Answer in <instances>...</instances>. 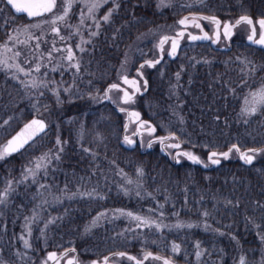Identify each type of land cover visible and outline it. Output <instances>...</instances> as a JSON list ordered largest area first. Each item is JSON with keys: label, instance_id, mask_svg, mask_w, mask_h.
I'll list each match as a JSON object with an SVG mask.
<instances>
[{"label": "trees", "instance_id": "trees-1", "mask_svg": "<svg viewBox=\"0 0 264 264\" xmlns=\"http://www.w3.org/2000/svg\"><path fill=\"white\" fill-rule=\"evenodd\" d=\"M187 1L168 0L169 7L158 8L159 0H117L120 6L109 22L101 20L98 34L83 53L76 51L79 71L70 66L68 71L48 72L50 79L63 81L71 91H60L59 104L49 91L35 99L47 106L42 114L49 121L48 131L20 153L0 161V185L4 175L13 180L14 174H22L24 168L20 167L32 158L56 154L62 148L60 160H52L47 175L43 171L37 175L51 186L50 197L54 198L41 204L44 197L34 182L29 187L27 183L17 186L19 193L13 201L2 206V211L0 207L1 218H7L0 223V262L31 264L40 253L67 247H74L83 257L97 258L116 250L132 252L137 244L134 240H139V245L145 242V253H159L184 264H239L241 256L246 264L264 261V158L250 165L239 158L222 159L210 170L189 162L173 165L158 149L141 152L122 144V118L105 102L92 107L85 104L89 95L100 93L111 82L134 39L156 26L185 13L225 20L243 13L253 18L264 16V0H196L192 9L184 5ZM1 16L0 43L8 28L2 27ZM15 20L26 21L24 17ZM148 47L144 44L134 55L143 57ZM20 61L24 64L26 58ZM6 72L0 69V145L33 116L27 104L34 95L24 88L19 75L14 78ZM147 81V91L137 98V110L159 132L161 124L187 145L195 140L221 152L232 144L241 149L264 147V108L254 115L242 114L246 107L243 99L264 83L263 50L244 42H233L230 51L190 43L148 71ZM32 145L35 148L27 152ZM138 169L143 170L142 176ZM82 193L92 195L87 198ZM61 195L63 201L54 202ZM32 206L35 231L42 226L45 230L32 239L25 252L14 235L18 228L10 229L8 222L26 217ZM118 210L155 220L162 227L159 231L137 227L136 221ZM100 213L107 215L97 219ZM177 223L196 226L172 227ZM197 242L200 249L195 247ZM173 244L180 246L178 253L172 251ZM198 250L203 252L199 261L195 256Z\"/></svg>", "mask_w": 264, "mask_h": 264}, {"label": "rangeland", "instance_id": "rangeland-1", "mask_svg": "<svg viewBox=\"0 0 264 264\" xmlns=\"http://www.w3.org/2000/svg\"><path fill=\"white\" fill-rule=\"evenodd\" d=\"M199 0H197L198 2ZM201 1V0H200ZM166 2H168V0H166ZM196 0H188L187 3H184V5L187 8H195L196 7ZM114 7V5L111 3V0H109V3L104 5L97 13H96V17L97 19H99L102 15H104L109 8ZM82 8V5L80 4H76L73 9L72 12L70 13V16L68 17L66 24L67 25H78L79 24V10ZM0 15L2 18V27L7 26L8 28L5 29V37L3 39V41L0 43V45H3L5 42L8 43V46L10 48L13 49V52H9L6 54V56L9 58L8 62L9 64H19L24 70L25 72H29L30 75H24L23 72H18L15 68H10V69H3L2 67H0L1 70L7 71L6 74L7 75H11V76H15V75H19L23 80H22V84L24 86V88L30 92L33 98H31L32 100L30 102H28L27 106L29 107V110L32 111L33 115H39L42 117L46 116L44 114H42L43 111H46L45 108V104L43 102H36L35 99H37L38 97H40V92L45 93V91H49L51 94L54 93V91H63V88L66 87H70L69 85H65L63 81H55L53 79H50L48 76V72H56V71H60V70H65L68 71L70 70V66L71 64H69L70 62L65 59V57H67L68 53L66 51L67 48L71 47L73 53H75L76 51H79L80 53H83V51L85 50V46L88 44V42L90 41V39L93 37V35H91L92 32H98L100 27L97 28L95 26V24L92 22V20H85L84 25L80 26L79 29L77 30L76 27H68L64 24L58 25L60 27V36L65 37L64 40H61L59 36L55 35L54 33L51 32V25L50 24H45L43 25V27L41 29H36V28H29V32L32 33L34 36H41L42 34V39H40L39 41L35 40V39H31L28 40V34L25 33L23 31L24 26L25 25H30L32 23L37 22L39 19H34L30 22H23V21H17L15 20V16H9V10L6 11L5 9V4L3 0H0ZM62 11L61 6H60V0H58L57 3V8L55 9V12L60 13ZM210 15V14H207ZM48 17H44L43 19H47ZM237 17L234 18H230L228 20L225 21H229V22H233ZM180 20V18H178L175 21L163 24V25H159L156 26L158 27L157 29L154 27L155 30H149L147 32H145V34H143L136 42L132 43L133 46H128L127 49L125 50L126 53L121 61V63L119 64V67L115 73L114 78L112 79L113 82H118L122 85H124L123 83V79L122 77L124 76H130V66L132 65L131 63L133 62L132 59L134 57V54L136 53L137 50H139L140 47H142L144 44L149 45L148 47V51H145V57L149 58V59H154L157 57V43L158 41L166 35H170V34H177L178 30L185 27L183 25H180L178 23V21ZM203 27L205 28V30H207L211 37L213 35V31H214V24H212L209 21H202ZM101 25V24H100ZM187 28L193 32V33H198L199 29L196 28L195 26L192 25H188ZM257 28V37L259 36V27L256 26ZM250 34V30L247 24H240L238 25L233 32V35L231 37V41L232 42H244L247 43V37ZM9 35H13L16 36L18 38V40H28L27 44H20V43H15L14 41H9L8 37ZM190 39L189 37L186 35L184 36V38L179 42V45L177 47V51L176 54L179 53L180 50L185 49L186 47H188V45L190 44ZM37 42H39L40 44V48L37 49L36 48V44ZM53 42H55V47L57 49H63V51H53L52 52V56L51 59H49L48 57V53L52 50L53 48ZM79 46V47H78ZM218 47H225L227 46L226 41L223 37H221L218 45ZM83 48L84 50L81 51L80 49ZM171 49V42L169 41L168 43H166L164 45V51H163V56L165 58L169 57L170 55L168 54L169 51ZM19 51L21 53V55L19 57H17L15 60L11 59V57L13 56V53ZM0 52H3V49L0 48ZM175 54V55H176ZM75 55V54H74ZM2 58V57H0ZM26 61H28L27 63L22 64L20 59H25ZM32 60H38L40 65V72H35L34 69L36 67L35 63H32ZM68 61V62H67ZM25 62V61H24ZM242 62V61H241ZM244 64V63H241ZM53 68H56V71H52ZM151 69H156V66L154 67H149L148 65L144 66L142 68V72L143 74L146 75L147 71H150ZM45 73L47 75H45ZM9 75V76H10ZM132 76V75H131ZM133 76L137 77V75L133 74ZM33 78H35L37 80V82L40 81H45L48 83V87L44 88L41 87L39 89H33L31 87H25V84H28ZM140 80V85L141 88H143V83ZM261 85H264V83H262ZM261 85L259 87L256 88V90L258 88L261 87ZM127 89L129 91H132L131 88L127 87ZM255 91V90H254ZM64 93H68V92H64ZM44 95V94H43ZM109 96L111 97V102L119 107H124L127 109H137L136 105H137V95L132 97V102L129 103H124L123 102V97H124V92L123 91H119V90H113L112 92L109 93ZM93 97H95V99H93ZM249 100H251V97L248 96ZM85 104H87L88 106H96L97 104L101 103L102 101H104V90L98 94L95 95H89L86 99H85ZM243 103H245V98L243 99ZM33 105H36V107L34 108ZM37 109H39V111H37ZM120 116H122L123 122H124V115L121 114ZM262 119V116H260V120ZM255 120H257V118H255ZM171 123V122H167L166 124ZM172 123H175V121H173ZM264 124V123H261ZM123 125V123H122ZM160 129L162 130V132H159L157 130L156 127H154L155 131L152 132L151 134H149V132L144 131L143 133H141L140 135V140L137 139L136 136H132L130 139L134 142L131 145H139L141 146V149L144 150L146 143L149 139H151L153 136H157L159 133L160 135H166L168 132V129L165 126H161V124H159ZM146 127V126H145ZM262 126L258 125L259 128V132L258 134L263 133V130L261 129ZM136 128L135 123L130 122L125 133L126 134H133L134 130ZM199 134V133H197ZM121 143L127 146H131L129 144H127L125 141L122 140L121 136ZM6 140H4V142L0 145V147L2 148L3 144L5 143ZM172 141H175V139H172ZM193 143H188V145L183 142L182 144V148L187 151V152H192L194 155L198 156L200 158V160L207 165H210L209 162L207 161V152L210 150H214L216 152H220L218 149H212L209 146H202V144H198L196 143L195 140H192ZM35 147H33V145L30 147V149L27 151H32ZM151 148H158L157 144H152ZM165 149L168 151L170 158L172 159V154L174 152V148H170V147H166ZM200 149H202L204 152L199 153ZM260 149H264L260 148ZM249 154H253V153H249ZM255 156L253 162L257 161L260 158H264V151L259 152L258 154H253ZM36 157L32 158L30 161H33ZM238 155L233 151L232 153H230L229 158L228 159H223L220 158V162L225 161V160H230V159H238ZM185 159L183 157H179V161L183 162ZM29 161V162H30ZM25 163L22 167L20 168H24L26 166H33L30 165V163ZM19 168V169H20ZM14 173V172H13ZM12 174V173H10ZM44 174V172H43ZM39 175V174H38ZM45 175V174H44ZM14 179L11 180L12 181V188L13 191L10 193V195L7 198V202L6 204L0 205L1 207V211H2V206H6L7 204H9L10 201H13V196L17 195L19 193V190L17 189L18 185H24L27 183V186L29 187V182L32 181L33 179L32 177H29L27 180H24L22 183H18V181L23 180V176L22 174L18 173V174H14ZM46 176V175H45ZM2 178H4L2 185H0V192H3V190L6 187V182L9 181L10 179H8L6 177V175H4ZM42 180V181H41ZM38 181V182H37ZM36 186V189L39 193H42L43 197H44V201H41V204L46 203V201H51L53 200L54 196L50 197V188L51 186H49L45 180L43 178H39V177H35V182L34 185ZM40 185H45V187H40ZM47 194V196L49 197L46 200L45 195ZM87 197V195H85ZM88 198V197H87ZM21 201V200H20ZM62 200V195L60 198H58L56 196V199L54 202L58 203L61 202ZM30 211L31 213L28 214L26 217H22L18 220V222H8V225L10 224V229H13V226L18 228V231H16V233H14L15 236H17L18 240H20V247L23 251H29V249L31 248H25L24 244H23V240L20 238L21 236L24 237V239H27L29 241V243L31 244L32 239L39 235L40 233H43V231L45 230V228L42 226L41 228H38V231L36 228V224L37 222L35 221V208L32 206L30 207ZM1 213V212H0ZM1 218V215H0ZM6 216L3 215L2 218L0 219V223L4 222L6 220ZM38 221V219H36ZM29 230L31 232V234L29 235ZM13 234V231H12ZM13 236V237H15ZM16 238V237H15ZM136 244V248L130 252L131 254H133L135 257L137 258H142L145 255V242H141L142 245H139V240H134L133 241ZM57 252V250H51L48 252H43L40 253L36 256L35 260L33 261V263L31 264H44V261L47 260V263L49 262V260L47 259V254L50 252ZM162 255V254H161ZM165 256V255H162ZM167 257V256H165ZM73 258V254H69L67 257L63 258L59 264H67V261L69 259ZM102 256L101 257H97V258H86L81 256V254L78 253V261L80 264H91L92 261H101L102 260ZM169 259L173 260V258L168 257ZM110 261L113 264H131L133 263L132 261H130L129 259H127L126 257H120V256H113L111 257ZM176 262V261H175ZM143 264H158V260L149 258L147 259ZM179 264H184V263H179Z\"/></svg>", "mask_w": 264, "mask_h": 264}, {"label": "snow or ice", "instance_id": "snow-or-ice-1", "mask_svg": "<svg viewBox=\"0 0 264 264\" xmlns=\"http://www.w3.org/2000/svg\"><path fill=\"white\" fill-rule=\"evenodd\" d=\"M7 4L11 5L13 9H15L16 13H26L28 18H41L37 22L32 23L30 25H25L23 31L28 34V40L35 39L39 41L42 39V35L37 37L34 36L32 33L29 32V28H36V29H41L43 25L45 24H50L51 25V32L54 33L55 35L59 36L61 40H64L65 37L60 36V27L58 25L64 24L68 27H76L77 30L79 29L80 26L84 25L85 20H92V22L95 24L97 28L100 27V21L102 20L103 22L107 23L109 22L113 12H115L119 8V3H117V0H111V3L114 5V7L109 8L108 11L102 15L99 19L96 17V13L106 4L109 3V0H60V6L62 11L60 13L55 12V9L57 8V3L58 0H6ZM76 4L82 5V8L79 10V24L78 25H67L66 21L68 17L70 16V13L72 12L73 7ZM170 2H166V0H159V3L157 5L158 8H163V7H169ZM2 11V10H0ZM44 17H48L47 19H43ZM199 20H207L214 24L216 26V31L214 33L215 39L212 40L213 43H216L220 39V28H221V22L216 18V17H209V16H202V17H197L193 16L191 18V23L193 26L196 28H201L200 23L198 22ZM180 25H183L185 27L188 26L189 24V17H184L178 21ZM241 23L247 24L250 26V34L247 37V40L255 45H260L264 47V18L259 19L258 21L253 22V20L247 16V15H242L239 17V19L236 20L235 25H232L231 23L225 22L223 24V36L225 39H230L232 36V29L235 26L240 25ZM256 24L259 25V37L257 38V28ZM202 30V29H201ZM97 32H92L91 35L95 36L97 35ZM184 31H180L177 33L176 37H169V36H163L157 43L156 47L159 49L161 53L164 51V45L168 43L169 41L171 42V49L169 51L170 56H175L177 47L179 45V39L184 36ZM190 40H208L210 37L208 36L207 33H204L202 36H196L192 35L191 33L188 34ZM9 41H14L15 43H20V44H27L28 40H18L16 36L9 35L8 37ZM79 47V46H78ZM0 48L3 49V52H0V67L3 69H10V68H15L18 72H23L24 75H30L29 72H25V70L19 65V64H9L8 60L9 58L6 56L7 53L13 52V49L8 46V43L5 42L3 45H0ZM36 48H40L39 42L36 44ZM81 51L84 49L81 48ZM53 51H63V49H57L55 47V42H53V48L52 50L47 54L49 59H51L52 52ZM68 55L65 57L69 62H71L74 59V53L71 49V47L66 49ZM21 53L19 51H16L13 53V56L11 59L15 60L17 57H19ZM162 58V56H161ZM28 61H25L27 63ZM160 63V60L157 59L155 61L148 60L145 61V64H147L149 67H154L155 64ZM72 67H75L77 71H79V64H72ZM145 65L142 64L140 65V68L142 69ZM56 68H53L52 71H56ZM35 72H40V65L37 64L35 69ZM138 75H142V72L138 69ZM45 75H47L45 73ZM16 78V77H14ZM123 82L125 84H129L135 87L136 91H139V87L137 85L136 80H129L127 76L122 77ZM177 79H179V73H177ZM145 86L147 85V81H144ZM25 87H31L33 89H39L41 87L47 88L48 83L45 81H40L37 82L35 78H33L28 84H25ZM113 90H119L124 92V97H123V102L124 103H129L132 102V96L129 95L127 91L124 89L120 88V85L117 83H113L109 85V87L105 90L104 92V98L110 99L111 97L109 96V93L112 92ZM64 92H70L71 88L66 87L63 88ZM43 92H40V95L43 96ZM56 96L57 103H62L60 100V93L59 91H54L53 93ZM249 96L251 97V100H249L248 96L245 97V105L246 107L242 109V114H247V115H254L257 111H259L261 108H264V85H261L260 88H258L256 91L250 92ZM95 99V97H93ZM251 104L252 106L249 108L247 105ZM35 108L36 105H33ZM47 106H45V109ZM121 111H124L123 108L120 109ZM39 111V109H37ZM129 116L135 117L137 120H139V113L137 112H130ZM8 121H4V124H7ZM147 122H141V127H144V125ZM2 127V126H0ZM127 127V125L125 126ZM47 128V124L40 119H32L29 123L25 124L24 127L21 129L20 132H18L15 136H13L10 140L7 141V144L3 146L2 149H0V161H3L6 157L10 156L13 153L19 152L21 149H24L26 145L30 146V142H36L35 138L39 136L42 133H45V130ZM155 129L151 128L149 126V134L154 132ZM169 139H175L174 136L172 137H160L158 138V141L161 144H164L165 141ZM125 142L129 145L134 143L130 138L127 136L125 137ZM56 144L60 145L61 141L59 137H57ZM152 146V142H149L148 147ZM166 147L170 148H179L180 145L178 143H173V144H167ZM63 149L59 148L58 152L56 154H51V153H44L39 157H36L33 161H30V165H33L31 167L26 166L24 169V172L22 173L23 180L18 181V183H22L24 180H27L29 177H32L33 182H35V177L43 171L45 175H47V170L49 165H51L52 160L55 159L56 161L60 160L59 152H62ZM84 152H90V149L84 148ZM233 151L237 152L239 154V158L244 161L245 164H251L255 158L253 154H258L261 151H264V149H248L246 151L241 152L240 148L237 145H232L228 151L222 152V153H217V152H211L208 156V160L210 161L211 164H219L220 163V157L223 159H228L230 153ZM253 153V154H249ZM94 155V154H93ZM179 155H183L186 157L188 160H190L194 164H201L203 163L200 158L196 155H194L192 152H182L178 153ZM179 162V160H177ZM205 167H208L207 164H204ZM123 170H121L122 172ZM137 173L139 176L143 175V170L138 169ZM126 176V174H125ZM128 183H132L131 180H128ZM40 187H45V185H40ZM13 191L12 188V181L9 180L6 182V187L3 190V192H0V205L6 204L7 198L10 195V193ZM128 194V191L125 190V195ZM81 195H88L91 196L92 193H82ZM137 196L140 195L139 192L136 193ZM71 198V197H70ZM103 198V197H101ZM162 208L163 205H160ZM120 211L121 215H126L129 217L131 220L137 222V227H155L156 230H160L162 225L160 223H157L155 220H150L146 217H142L138 214H134L132 212H124L123 210H118ZM150 211H152L150 209ZM107 215V213H100L97 219L100 218V216ZM163 215V213H161ZM205 216L208 215L207 212L204 213ZM96 221H93V224H95ZM196 225L193 224H187L184 225L182 223H177L176 225L172 226L177 229L182 228V227H188L192 228L195 227ZM257 228L260 227V225H255ZM163 227H169L167 225H164ZM209 226L205 225V228L207 230ZM87 230V229H86ZM29 235L31 234L29 230ZM223 235V233H221ZM23 240V244L25 248H30L31 245L27 239H24L23 236L20 237ZM235 239V237H233ZM261 241L264 242V236H261ZM195 247L197 249H200V243L197 242ZM71 251H75V249H72ZM172 251L175 253H178L180 251V246L177 244H173L172 246ZM68 250H65L64 253H62V256H67ZM19 255V253H17ZM115 255L120 256V257H125L127 254L126 253H116ZM203 255V252L198 250L195 253L197 261L200 260L201 256ZM149 258L155 259V260H161L163 259V264H171V261L169 259H164L160 256H153L151 252H147L144 255V260H147ZM47 259L48 260H56L57 259V253L55 252H50L47 254ZM108 257L104 258V264H107ZM127 259L135 261V264H143L142 260L137 259L136 257L133 256H127ZM0 264H3V262H0ZM44 264H47V260L44 261ZM67 264H78L76 261V258L73 257L67 261ZM91 264H98L97 261H92ZM239 264H246V260L244 256H241L239 258ZM261 264H264V261L261 262Z\"/></svg>", "mask_w": 264, "mask_h": 264}, {"label": "water", "instance_id": "water-1", "mask_svg": "<svg viewBox=\"0 0 264 264\" xmlns=\"http://www.w3.org/2000/svg\"><path fill=\"white\" fill-rule=\"evenodd\" d=\"M5 3L7 4V2H6V0H5ZM8 6H9V8L11 9V11H12V13L13 14H15V15H25L26 17H27V14L26 13H16L15 12V9H13L12 8V6L11 5H9V4H7ZM193 16H196V15H184V16H182L181 17V19L182 18H184V17H189V24H192L191 23V18L193 17ZM202 16H207V15H197V17H202ZM240 16H242V15H240ZM239 16V17H240ZM209 17H213V16H209ZM215 17V16H214ZM239 17L237 18V19H239ZM250 17V16H249ZM28 18V17H27ZM220 22H221V19L219 18V17H216ZM252 20H253V18L252 17H250ZM261 18H264V17H259L256 21H258L259 19H261ZM28 19H32V18H28ZM199 23H200V25H201V28H199L200 29V33L199 34H192V35H196V36H202L204 33H207L208 34V36L210 37V35H209V33L203 28V26H202V24H201V20H199L198 21ZM235 22H236V20L233 22V23H231L232 25H235ZM253 22H254V20H253ZM229 23V22H228ZM188 24V25H189ZM258 25V24H257ZM259 26V25H258ZM249 28H250V26H249ZM202 29V30H201ZM233 29H234V27H233ZM233 29H232V33H233ZM180 31H184V33H186L188 30L186 29V28H183V29H181V30H179V32ZM215 31H216V26H214V33H215ZM221 32H222V34H223V26L221 27ZM214 33H213V39H215V36H214ZM169 37H176V36H174V35H172V36H169ZM183 38V37H182ZM182 38H180L179 39V41L182 39ZM258 38V37H257ZM210 39H208V40H196V41H198V42H201V43H206V42H210V45H211V47H215V45L217 44V42L216 43H213L212 41H209ZM227 40V42L229 43V39H226ZM248 44H250L251 46H254V47H258V48H263L264 49V47H262V46H260V45H255V44H252V43H250L249 41H248ZM227 50L228 49H230V45L226 48ZM158 53H159V57L157 58V59H159L160 61H161V56H162V53L159 51V49H158ZM156 59V60H157ZM146 61H148V60H146ZM152 61H155V60H152ZM142 64H144L145 65V61L144 62H141L140 63V65H142ZM139 65V66H140ZM129 79V78H128ZM129 80H136V81H138L137 79H129ZM111 85V84H110ZM126 85H129V84H126ZM130 86H132V85H130ZM109 87V85L106 87V89ZM133 87V93H130L128 90H126V89H124L125 91H127L128 93H129V95L130 96H132L133 94H135L137 91L135 90V87L134 86H132ZM139 87V86H138ZM120 88H121V86H120ZM105 89V90H106ZM140 94H142V93H144L143 91H140L139 92ZM106 100L111 104V101H110V99H108V98H106ZM113 106V105H112ZM116 108V107H115ZM119 110L121 109V108H118ZM130 112H135L134 110H131V111H126V123H125V125H124V129H123V139H125V137L127 136L128 138H129V136L128 135H125V129H126V125H128V123H129V120H130V118H131V120L132 121H134V122H136L137 123V128H136V130H135V133H136V135L139 137L140 136V133H141V129H140V125H141V122H147L146 120H144V119H140L139 118V120H137L135 117H132V116H129V113ZM34 118H36V119H40V120H43L46 124H47V122H46V120L45 119H43V118H41V117H38V116H33V117H31V118H29L18 130H16L8 139H7V141L8 140H10L13 136H15L18 132H20L21 131V129L24 127V125L25 124H27V123H29L32 119H34ZM148 124H149V122H147ZM151 126V128H153V125H150ZM47 128H48V124H47ZM47 128H46V130H47ZM46 130H45V132H46ZM148 131H149V128L147 129ZM43 134V133H42ZM42 134H40L39 136H41ZM39 136H37L36 138H38ZM165 137H169V136H165ZM35 138V139H36ZM158 138H160V137H156V138H153V139H151L149 142H156V141H158ZM7 141H6V143L4 144V145H6L7 144ZM31 143V142H30ZM165 143H167V144H173V142H171V141H169V140H167V141H165ZM179 145H180V142H177ZM163 145L164 144H161V143H159V148H160V150L163 152V153H167L166 151H165V149L163 148ZM27 146V145H26ZM25 146V147H26ZM149 147H148V145H147V148L146 149H148ZM21 150H23V149H21ZM20 150V151H21ZM19 151V152H20ZM182 152H184V151H182V150H177L175 153H174V163H177V154L178 153H182ZM211 152H213V151H211ZM211 152H209L208 153V156H209V154L211 153ZM243 152V151H242ZM16 153H18V152H16ZM13 154H15V153H13ZM239 155V154H238ZM183 156V155H182ZM186 158V157H185ZM187 159V158H186ZM188 160V159H187ZM188 161H190V160H188ZM191 162V161H190ZM198 165H200V167L201 168H203V169H206L207 167H205L204 166V164L203 163H201V164H198ZM217 164H211V166L208 168V169H211V168H214L215 166H216ZM72 249H74V248H66V249H64V250H62V251H60V252H58L57 253V259L56 260H50V262L48 263V264H58L59 262H60V260L63 258V257H65V256H62L61 254L62 253H64L65 252V250H68V253L69 252H71V250ZM121 252H123V253H126L127 255H126V257L127 256H133V257H135L134 255H132V254H129V253H127V252H124V251H117V252H114V253H111V254H108V255H106L105 257H108V258H110L112 255H114V254H116V253H121ZM67 253V254H68ZM153 254V256H160V257H162V258H164V259H168L167 257H164V256H161V255H159V254H155V253H152ZM73 257H75L76 258V261L78 262V260H77V254H76V251H74V256ZM104 257V258H105ZM104 258L100 261V262H98V264H104ZM137 258V257H136ZM138 259V258H137ZM139 260H142L143 262L145 261L144 260V256L141 258V259H139ZM170 260V259H169ZM159 261H161V262H163V259H161V260H159ZM171 261V264H177L176 262H174V261H172V260H170ZM135 262V261H134ZM78 264H79V262H78ZM107 264H112L110 261H109V259H108V261H107Z\"/></svg>", "mask_w": 264, "mask_h": 264}, {"label": "bare ground", "instance_id": "bare-ground-1", "mask_svg": "<svg viewBox=\"0 0 264 264\" xmlns=\"http://www.w3.org/2000/svg\"><path fill=\"white\" fill-rule=\"evenodd\" d=\"M241 15H247V16H250V15H248V14H246V13H243V14H241ZM250 17H252V16H250ZM252 18H253V17H252ZM257 18H258V17L253 18V19H257ZM145 56H146V55H144L143 57L137 58V57L134 55V57H133V59H132V61H133L132 63L135 64V65H140L141 62L146 61L147 58H146ZM49 262H50V260H49ZM49 262H48V263H49ZM48 263H47V264H48Z\"/></svg>", "mask_w": 264, "mask_h": 264}, {"label": "flooded vegetation", "instance_id": "flooded-vegetation-1", "mask_svg": "<svg viewBox=\"0 0 264 264\" xmlns=\"http://www.w3.org/2000/svg\"><path fill=\"white\" fill-rule=\"evenodd\" d=\"M221 39V38H220ZM220 39H219V41H220ZM135 72H137V69L135 70Z\"/></svg>", "mask_w": 264, "mask_h": 264}]
</instances>
